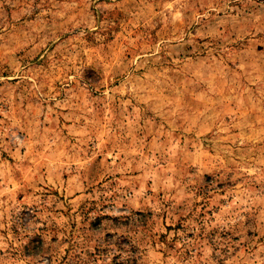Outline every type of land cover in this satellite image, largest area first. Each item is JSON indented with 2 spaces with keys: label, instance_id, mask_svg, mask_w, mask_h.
Segmentation results:
<instances>
[{
  "label": "rangeland",
  "instance_id": "374dc122",
  "mask_svg": "<svg viewBox=\"0 0 264 264\" xmlns=\"http://www.w3.org/2000/svg\"><path fill=\"white\" fill-rule=\"evenodd\" d=\"M0 264H264V0H0Z\"/></svg>",
  "mask_w": 264,
  "mask_h": 264
}]
</instances>
